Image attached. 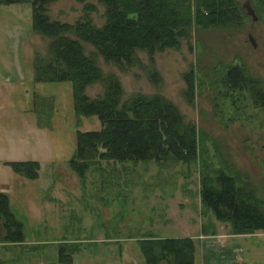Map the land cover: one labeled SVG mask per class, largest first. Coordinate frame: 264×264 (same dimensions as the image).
Here are the masks:
<instances>
[{
  "label": "rangeland",
  "instance_id": "rangeland-1",
  "mask_svg": "<svg viewBox=\"0 0 264 264\" xmlns=\"http://www.w3.org/2000/svg\"><path fill=\"white\" fill-rule=\"evenodd\" d=\"M87 1L96 5L90 16L101 27L105 6ZM246 1L237 0L241 7ZM84 4L58 0L48 5V14L74 23L84 15ZM244 12L240 28L193 26L191 38L181 40L179 48L157 51L154 64L147 51L139 50L143 66L128 69L106 62L94 46L82 42L105 75L119 78L123 101L160 94L173 102L196 126L201 155L197 162L163 165L95 158L81 176L69 164L76 132L98 130L101 121L76 115L70 82H36V64L50 57L51 39L33 32L29 3L0 4V159L41 164L36 180L0 164V192L9 194L25 232L21 243L0 239V264H59L60 245L73 252L74 264H147L137 244L141 239L194 235L205 236L209 264H248L241 258L232 262L234 254L212 237L213 230L229 231L230 225L217 220L201 197L205 170L238 177L240 185L250 182L264 200V109L247 82L244 88H231L225 74L229 65H242L264 89V21L259 16L253 21ZM154 69L159 83L150 79ZM191 69L193 97L186 80ZM104 91L102 81L86 88L92 98ZM0 231L5 234L4 228ZM194 240L200 248L202 238Z\"/></svg>",
  "mask_w": 264,
  "mask_h": 264
},
{
  "label": "trees",
  "instance_id": "trees-1",
  "mask_svg": "<svg viewBox=\"0 0 264 264\" xmlns=\"http://www.w3.org/2000/svg\"><path fill=\"white\" fill-rule=\"evenodd\" d=\"M58 0H0V4L29 3L32 8V30L51 39L50 57L36 64V82H70L74 93V111L78 117L96 116L98 130H77L75 151L70 166L84 176L90 163L99 160L120 163L197 162L201 155L196 126L186 122L181 110L164 96L135 95L123 101L124 90L114 74L105 75L94 54H87L82 42L94 46L108 62L123 69L141 65L138 51L148 52L154 64L157 51L181 46L191 38L193 26L199 30L240 28L245 12L237 0H99L105 6V22L94 24L90 10L96 5L87 0L84 15L74 23L52 20L48 5ZM258 16L264 21V0H252ZM74 35V36H73ZM186 73L187 92L194 96L195 75ZM231 88H244L254 94L257 105L264 109V89L249 78L242 65H229L225 71ZM150 79L159 83L154 69ZM225 76V75H224ZM102 81L105 91L92 98L86 88ZM5 165L30 180L40 177L37 160L4 161ZM238 178V177H237ZM236 177L225 172H201V197L216 219L229 224L233 235L264 231V200L257 196L251 183L240 185ZM0 219L4 242L25 241L24 224L11 208L10 198L0 192ZM206 230V228H205ZM207 232V230H206ZM211 234H216V229ZM147 264H195L196 243L192 237L148 236L139 242ZM59 264H74L73 252L60 245Z\"/></svg>",
  "mask_w": 264,
  "mask_h": 264
},
{
  "label": "crops",
  "instance_id": "crops-1",
  "mask_svg": "<svg viewBox=\"0 0 264 264\" xmlns=\"http://www.w3.org/2000/svg\"><path fill=\"white\" fill-rule=\"evenodd\" d=\"M4 161L9 160L0 159V164L5 165L3 163ZM7 195L9 196V194ZM3 228V220L0 219V230ZM192 237L194 239L202 238V243H199L200 248H198V245L196 244L195 264H209L210 260L207 259L204 248L205 236L194 235ZM212 237L217 239L220 247L224 248L223 251L234 254L232 262L236 263V260L241 258L243 262L248 264H264V231L259 230L252 234L233 235L230 234L227 229L224 232L216 231V234H213ZM137 244L139 245V242H137ZM239 251L241 252V255L237 254Z\"/></svg>",
  "mask_w": 264,
  "mask_h": 264
},
{
  "label": "water",
  "instance_id": "water-1",
  "mask_svg": "<svg viewBox=\"0 0 264 264\" xmlns=\"http://www.w3.org/2000/svg\"><path fill=\"white\" fill-rule=\"evenodd\" d=\"M242 7H243L244 10H246L247 15L250 16V17H252V20L253 21L258 20V15H257L256 10L253 7V5H252V3H251L250 0L246 1V3H244L242 5ZM249 38H250L252 44L255 46L256 44H255L254 39H253V37H252L251 34L249 35Z\"/></svg>",
  "mask_w": 264,
  "mask_h": 264
}]
</instances>
